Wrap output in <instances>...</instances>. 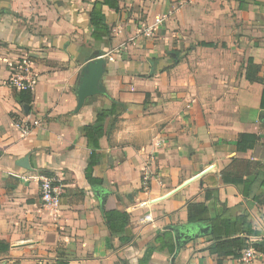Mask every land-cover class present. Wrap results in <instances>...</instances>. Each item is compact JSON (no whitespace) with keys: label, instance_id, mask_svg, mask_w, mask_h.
I'll return each mask as SVG.
<instances>
[{"label":"crops","instance_id":"crops-1","mask_svg":"<svg viewBox=\"0 0 264 264\" xmlns=\"http://www.w3.org/2000/svg\"><path fill=\"white\" fill-rule=\"evenodd\" d=\"M95 1L0 0V242L9 245L0 252V264H139L157 235L190 224L189 204L206 203L215 217L216 200L231 216H248L261 232L250 241L260 242L264 205L224 184L222 173L255 179L253 193L264 197L261 168L250 177L242 172V161L264 165V86L246 79L244 60L251 52L261 67L264 0H117L118 12L103 9L112 30L109 43L92 38ZM42 2L51 4L47 13L39 8ZM157 20L162 23L154 38L137 36ZM184 49L191 50L186 57ZM99 52L107 60L106 94L88 98L77 112L81 71ZM24 59L36 80L31 105L19 101L10 83V65ZM114 104L118 114L103 123L109 131L118 120L114 145L107 136L100 139L94 168L103 185L91 186L85 178L91 150L81 129ZM14 118L31 125L29 135L15 127ZM242 133L262 140L239 152ZM134 137L138 148L130 142ZM24 158L30 169L19 165ZM42 173H50L62 190L54 210L44 205L33 181ZM95 187L109 192L105 211L130 215L129 243L121 245L111 235ZM143 202L151 204L141 208ZM148 213L152 221L144 222ZM213 243L211 235L197 237L175 259V253L156 252L149 264H217L207 250ZM256 253L247 264H264V253ZM241 259L228 257L223 264H246Z\"/></svg>","mask_w":264,"mask_h":264},{"label":"trees","instance_id":"trees-1","mask_svg":"<svg viewBox=\"0 0 264 264\" xmlns=\"http://www.w3.org/2000/svg\"><path fill=\"white\" fill-rule=\"evenodd\" d=\"M108 7L114 11H119V2L117 0H98L95 1L90 13V25L92 27V38L98 42H110L112 30L108 25L103 9ZM200 46L207 48H214L216 44L203 42ZM179 55L178 52H176ZM174 65L179 63L173 62ZM166 68L163 71H166ZM260 66L255 63L253 57H249L246 63V79L251 83H260L264 86V78L259 77ZM149 94H147L148 98ZM19 101L25 105H31L33 102V94L31 91H22L17 95ZM260 108L264 114V89L261 95ZM118 114V106L113 105L111 109L100 110L96 117L94 125H88L82 127L81 131L84 137L87 139L88 148L91 150L90 163L85 169V178L91 186H102L103 181L94 176V168L100 160L99 141L102 137L107 136L111 145L112 134L116 129V120L110 127L109 131H105L103 123L113 116ZM261 137L257 134L242 133L236 142V147L239 152H247L255 148V146L261 142ZM130 142L135 147H140L139 141L136 137L131 138ZM246 165L244 174L248 177L252 175L254 169L261 168L260 172L264 175V165L261 167L260 163L242 161ZM43 174V173H42ZM241 173H234L230 171H224L222 173V182L224 184H232L241 188V193L245 199H251L258 205H264V197L253 193V186L255 179L244 178ZM260 174V173H259ZM43 175L53 177L50 173H44ZM260 188L264 187V179L260 183ZM211 198L210 193H207L206 200ZM217 201V211L215 217L210 215V211L206 203H193L189 204L187 209L188 222L193 224H206L212 226V240L213 244L207 249L211 255L217 256V264H223V259L233 257L235 259H241L242 253L245 250L253 248L259 253H264V247L260 245L259 241H250L251 237H260L261 232L255 229L253 223L249 221L248 216L240 215L233 217L230 214L229 208ZM215 201V202H216ZM104 219L106 225L111 232V235H117V242L121 245L127 244L132 240L129 234V225L131 223V217L127 212L120 210H108L104 212ZM9 250V245L0 242V252H6ZM176 245L172 232L166 231L157 235L152 243L147 247L144 256L139 260V264H149L156 252L167 251L172 256L175 253ZM54 264H68L66 262L57 261Z\"/></svg>","mask_w":264,"mask_h":264},{"label":"water","instance_id":"water-1","mask_svg":"<svg viewBox=\"0 0 264 264\" xmlns=\"http://www.w3.org/2000/svg\"><path fill=\"white\" fill-rule=\"evenodd\" d=\"M107 70V60L104 55L99 52L93 59L87 62L86 66L83 67L81 71V77L77 87V109L80 111L88 98L96 95L106 94L105 88L103 86L102 78ZM28 108L26 107V110ZM21 167L30 169L28 158H24L19 164ZM94 193L100 200L101 210L104 212L106 207V202L109 197V192L102 187H95ZM169 230L173 233L176 251L173 259L176 258L181 248L188 244L197 237H203L212 234L211 225L198 224H184L170 227ZM260 245L264 247V238L260 241Z\"/></svg>","mask_w":264,"mask_h":264},{"label":"built area","instance_id":"built-area-1","mask_svg":"<svg viewBox=\"0 0 264 264\" xmlns=\"http://www.w3.org/2000/svg\"><path fill=\"white\" fill-rule=\"evenodd\" d=\"M162 23V20H157L154 24H148L141 28L137 34L139 37L143 38H154L158 32V26ZM30 62L28 60H22L17 64H11L12 75L10 77V83L14 86L17 92L22 91H33L36 80L33 76L31 68L29 66ZM15 127L21 131L25 136L29 135L31 132V125L21 119L14 118ZM155 160L154 155H152V161ZM33 181L39 184L40 195L44 205L49 209H56L60 205L62 190L55 178L48 177L43 174H36L33 177ZM144 188L146 191L149 190V184L146 181L144 183ZM151 203L143 202L140 204L141 208L148 207ZM144 222H151L152 215L148 213L143 219ZM256 251L254 249H248L244 252L241 261L243 263H250L256 257Z\"/></svg>","mask_w":264,"mask_h":264},{"label":"rangeland","instance_id":"rangeland-1","mask_svg":"<svg viewBox=\"0 0 264 264\" xmlns=\"http://www.w3.org/2000/svg\"><path fill=\"white\" fill-rule=\"evenodd\" d=\"M50 5L51 4H47L46 2H42L41 3V5L39 6V8H40V10H41V12L42 13H47V11H48V8L49 9H51V7H50ZM140 17V16H139ZM20 19H22V18H20ZM249 35H251V33H248ZM249 35H246L247 36V38H250L249 37ZM248 42L249 43H251V44H254V41H252L251 42V40H248ZM220 43H221V41H220ZM190 49H184L183 50V52H185V53H183V57L185 56H188L189 55V53H190ZM250 55H251V52H248L247 53V55H245V61L250 57ZM220 56L219 55H217V57H215V56H207V60H216L217 58H219ZM257 58H258V60L261 62V67H260V72H261V70H263L264 69V52H262V53H258L257 54ZM169 62H171V63H173V60H172V58H169ZM245 62H243L240 66H239V74L240 73H242L241 75H242V77L244 76V70H245ZM262 78V77H261Z\"/></svg>","mask_w":264,"mask_h":264}]
</instances>
